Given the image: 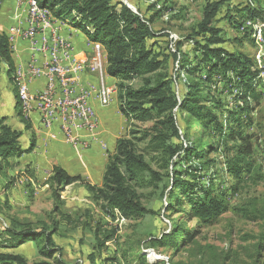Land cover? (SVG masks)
<instances>
[{
  "label": "trees",
  "instance_id": "obj_1",
  "mask_svg": "<svg viewBox=\"0 0 264 264\" xmlns=\"http://www.w3.org/2000/svg\"><path fill=\"white\" fill-rule=\"evenodd\" d=\"M35 1L72 27L87 29L89 39L102 44L107 75L121 81L117 92L119 110L129 120L153 121L150 127L130 130L117 140L114 153L109 155L101 185H94L81 175H70L58 165L53 166L45 184L53 190L57 204L60 202V191L79 182L108 213L117 209L125 218L143 215L146 209L139 187L147 182L149 174L159 176L151 168L148 158L151 155L168 171L169 181L174 185L167 195V207L179 214L185 213L184 206L189 205L184 215L196 220V224L192 228L188 227L185 216L180 215L172 222L169 231L164 230L150 240L152 248L171 246L174 254L168 260L160 258L152 262L146 260L145 255H140L139 264H181L175 262L174 256L182 247L194 242L202 228L213 224L228 212L232 199L249 180L257 177L259 168L254 159V134L248 131L253 123L250 114L255 109L250 101L258 97L250 59H242L241 71L236 78L240 89L239 99L245 102L243 108L223 112L224 105L212 91L213 75L219 70L236 71L241 59L235 56L225 58L221 48L201 47L205 60L210 56L216 60L205 76H199L201 62L191 64L183 54L180 69L192 80L187 79L188 90L180 99L174 79L167 72L163 73V70L168 69L169 59L172 56L177 59L178 55H166L164 51H156L153 45L147 44L148 40L157 38L150 26L155 20L154 15L146 17L135 13L121 0ZM219 5L207 6L205 22L201 25L210 33L213 43L221 42L218 31L209 26ZM0 60L8 64L17 83L18 73L14 68L9 39L3 34H0ZM135 78L142 79L138 87L132 83ZM177 110L186 114V145L181 140ZM20 115L23 116L22 112ZM6 121L7 118H0V171L8 178L4 189H9L14 185L15 178L9 176L8 172L20 166L23 154L33 151L36 141L26 142L25 133L31 128L27 117L21 118L22 126L19 127ZM193 124L202 128L197 138H191L189 134ZM219 155L224 157L221 163ZM182 163L187 165L178 170L177 167ZM221 165L224 166L223 175L233 181L228 188L217 186L215 182L221 174ZM212 168L207 182L198 183L202 172ZM252 207L254 212L247 210L245 213L251 215L249 217L254 221H264V200L254 199ZM44 225L39 228L28 221L13 220L12 224L0 231V264H71L62 258V249L54 239L58 233L57 223L52 228ZM115 233L116 230H112L102 240H98L97 249L112 240ZM30 242L36 244L39 257L32 261L24 253L25 245ZM262 249L264 236L259 242L258 254Z\"/></svg>",
  "mask_w": 264,
  "mask_h": 264
},
{
  "label": "rangeland",
  "instance_id": "obj_2",
  "mask_svg": "<svg viewBox=\"0 0 264 264\" xmlns=\"http://www.w3.org/2000/svg\"><path fill=\"white\" fill-rule=\"evenodd\" d=\"M121 1L135 13L146 17L155 16L150 26L157 38L148 40L147 44L153 45L156 51H164L166 55H178L177 59L173 56L169 59L168 69L163 70V73H168L174 79L180 99L188 90L187 79L192 80L180 69L183 54L191 64L201 62L199 76H205L216 58L210 56L205 60L201 47L221 48L225 58L235 56L241 60L236 65V71L219 70L214 73L212 91L224 105L223 112L229 109L241 110L245 102L239 99L240 89L236 78L241 71L242 59H250L251 70L255 75L253 84L258 97L250 101V105L255 106V109L250 114L253 123L248 131L254 134V159L259 168L257 177L249 180L242 191L232 199L230 210L213 224L202 228L195 241L182 247L174 256V260L181 264H264V249L260 254L257 251L264 236V221H254L249 217L251 215L245 213L247 210L254 212V199L257 198L261 202L264 200V0ZM218 3L219 9L210 20L209 26L218 31L221 42L213 43L210 33L201 25L205 22L207 6ZM78 30L84 35L87 34L85 28ZM104 65L106 67L105 58ZM5 68L6 62L0 60V77L8 72ZM110 78L115 77H109L108 81ZM116 81L118 89L121 81L118 78ZM132 83L138 87L142 79L135 78ZM15 86L17 91L16 83ZM117 92H113L109 99L116 95L114 100L117 102ZM14 112L16 116L0 114V118H7L6 123L12 126H22L21 118L24 115L19 114V107L14 108ZM116 114L122 125L119 131L121 137L130 130H143L153 124V121L129 120L121 111ZM177 120L181 128V140L186 145V114L177 110ZM192 127L190 137H199L202 130L200 125L193 124ZM25 139L26 142L34 139L31 130L26 131ZM148 158L151 168L158 172L159 176L149 174L147 182L142 184L144 186L139 187L146 211L143 215L125 218L117 209L108 213L91 198V194L79 182L64 187L60 191V202L57 204L53 190L45 184L52 169L44 171L45 178L35 177L32 180L17 182L21 175L29 177L31 174V166L25 164L28 160L26 157L20 166L8 172L9 176L13 175L15 178L14 185L9 189H4L8 178L0 171V231L12 224L13 220L28 221L39 228H43L44 224L52 228L57 223L58 233L54 239L62 249V258L64 255L63 259L71 264H139L140 255H145L149 262L157 260L158 257L168 260L174 254V249L171 246L152 248L150 240L164 230L169 231L172 222L180 215L184 217L190 207L185 205V213L179 214L169 210L167 195L174 185L169 181L168 171L161 163L151 155ZM218 158L220 163L223 162V155ZM186 165L182 163L177 168L182 170ZM219 168L221 174L215 182L217 186L228 188L233 181L223 175V165ZM212 170L213 168L202 172L198 183L207 182L208 174H211ZM244 207L246 208L242 211ZM185 218L188 227L195 226L196 220L188 215ZM112 230H116L114 238L106 242L104 247L97 249L98 240H102ZM24 248V253L30 261L39 258L35 243L30 242Z\"/></svg>",
  "mask_w": 264,
  "mask_h": 264
},
{
  "label": "built area",
  "instance_id": "obj_3",
  "mask_svg": "<svg viewBox=\"0 0 264 264\" xmlns=\"http://www.w3.org/2000/svg\"><path fill=\"white\" fill-rule=\"evenodd\" d=\"M16 1L20 6H26V17L24 23L9 28V45L14 50L19 39L27 40L33 53L26 67H20L22 107L27 113L36 110L46 127L58 123L69 143L85 148L86 144L78 139L75 132H97L99 118L92 104L93 98L103 105L114 101L109 99L114 82L108 81L109 76L102 74L99 66L101 50L88 43L92 48L91 54H79L71 38L61 34V26L47 13L38 11L33 0ZM40 54H47L49 60L39 64L37 55ZM81 74L96 76L97 86L78 83ZM40 77L46 78L45 87L31 90L30 80Z\"/></svg>",
  "mask_w": 264,
  "mask_h": 264
},
{
  "label": "crops",
  "instance_id": "obj_4",
  "mask_svg": "<svg viewBox=\"0 0 264 264\" xmlns=\"http://www.w3.org/2000/svg\"><path fill=\"white\" fill-rule=\"evenodd\" d=\"M48 11L53 16L52 11L49 9ZM54 16L52 18L61 26V34L71 38L76 51L79 54H91L92 48L88 43L93 42L87 34H82L78 29L69 25V23ZM25 17V5L20 6L16 0H0V34L9 37L7 34L9 28L20 22L24 23ZM46 33L48 34L49 32L46 31ZM32 57L33 53L29 42L19 39L15 44V49L12 50V59L14 68L15 70L17 69L16 72L20 74V67L25 68ZM48 60L49 56L47 54L37 55V62L39 64L46 63ZM5 69L8 72L0 77V114H2L1 116L6 114V116L13 117L16 116L14 108L19 107L20 114L21 107L18 105L15 80L9 71L8 64H6ZM108 76L111 77L110 75ZM116 80L115 78H110L109 82L116 84L118 83ZM78 83L83 86L91 85L96 87L98 80L94 75L81 74ZM29 85L33 91L43 89L46 85V78L40 77L32 79ZM115 97L116 95L113 99ZM115 100L108 105H103L97 98H93L92 104L99 118L97 132L95 134H91L85 130H76L75 132L78 139L86 144L85 148L82 145L75 146L69 143L58 123L50 127L44 126L40 114L34 110L27 118L31 124L30 130L34 134L36 147L33 151L24 153L21 158L22 163L27 157L28 160L25 161V164H29L32 170L29 177L21 175L17 179V182H22L25 179L32 180L35 177L37 179L45 178L44 171L50 170L53 166L58 165L64 168L70 175H81L94 185L102 184L109 155L114 153L117 140L121 137L119 136V131L122 125L119 123L120 118L116 114L120 110L118 101L116 102Z\"/></svg>",
  "mask_w": 264,
  "mask_h": 264
},
{
  "label": "bare ground",
  "instance_id": "obj_5",
  "mask_svg": "<svg viewBox=\"0 0 264 264\" xmlns=\"http://www.w3.org/2000/svg\"><path fill=\"white\" fill-rule=\"evenodd\" d=\"M33 4L35 6V8L40 11V12H43V13H47L51 18L53 16L50 15L48 9H44V8H41L39 6V4L33 0ZM9 39V37H8ZM94 46H96L97 48H99L101 50V54H100V57H99V66H100V69H101V72L102 74H105L106 75V70H105V65H104V58H105V49L104 47L102 46V44H100L99 42H93L92 43ZM104 52V54H103ZM106 63V62H105ZM108 76V75H107ZM17 91H18V99H19V102H20V107H21V112L22 114L25 116V117H29V115L31 113H27L26 110L23 109L22 107V90H21V78H20V74L18 73V77H17ZM118 89H117V83L114 84V88H113V91L112 92H109V96L113 93V92H117Z\"/></svg>",
  "mask_w": 264,
  "mask_h": 264
},
{
  "label": "water",
  "instance_id": "obj_6",
  "mask_svg": "<svg viewBox=\"0 0 264 264\" xmlns=\"http://www.w3.org/2000/svg\"><path fill=\"white\" fill-rule=\"evenodd\" d=\"M157 259H160V257H158Z\"/></svg>",
  "mask_w": 264,
  "mask_h": 264
}]
</instances>
